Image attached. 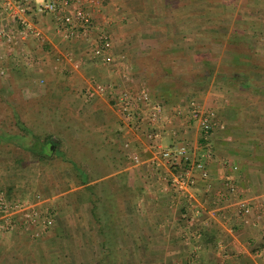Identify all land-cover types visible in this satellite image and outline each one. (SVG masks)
<instances>
[{
  "label": "crops",
  "instance_id": "1",
  "mask_svg": "<svg viewBox=\"0 0 264 264\" xmlns=\"http://www.w3.org/2000/svg\"><path fill=\"white\" fill-rule=\"evenodd\" d=\"M89 11L94 23L112 38L115 56L122 52L128 62L130 85L143 81L140 75H157L152 85L166 89V74L191 73L197 58H205L203 65L217 73L218 78L207 82L198 96L173 102L155 97L169 118L163 116L152 125L163 144L187 143L193 150L206 143L208 174L196 177L186 193L162 192L145 163L132 162L123 146L128 141L131 151L142 157L148 154L142 133L145 123H140L142 128L131 120L128 124L113 108V128L107 131L113 119L97 116L92 133L93 153H104L110 168L104 172L93 164L97 176L87 182L73 184L65 179L72 186L62 191L66 192L61 201L44 197L42 203L53 210L54 218L45 230L2 232L0 264H264L263 256L254 253L264 247V81L242 79L243 71H220L208 61L264 58V0H97ZM26 16L42 29L44 40L28 37L15 43L11 57L19 71L52 81L58 101L71 102L73 91L85 93L91 87L95 97L91 105L112 109L93 87L111 80L118 84V64L85 59L72 67L61 57L59 68L53 70L55 53L70 47L78 54L89 39L62 37L49 13ZM9 18L0 5V22L14 25ZM231 42L243 43L247 53H240L238 47L236 52ZM219 78L227 81L216 83L217 87ZM59 83H67L65 90L59 91ZM192 98L214 112L215 125L205 138L196 122L184 115ZM85 134L79 132L78 137ZM32 176L36 180L37 171ZM227 178L236 184L235 191L227 190ZM88 183L109 190L103 197L94 196L92 203ZM239 200L248 203L246 214L240 212ZM98 202L103 203L102 210H97Z\"/></svg>",
  "mask_w": 264,
  "mask_h": 264
},
{
  "label": "rangeland",
  "instance_id": "2",
  "mask_svg": "<svg viewBox=\"0 0 264 264\" xmlns=\"http://www.w3.org/2000/svg\"><path fill=\"white\" fill-rule=\"evenodd\" d=\"M230 44L234 46L236 52L240 49L243 51L240 53H247V51L243 50L245 49L243 43L236 44L231 42ZM13 54L12 52L5 61L1 62L7 70L0 73V132L20 131L13 121L14 111L32 134L37 135L39 138L48 137L47 139L50 141L49 145H51L53 152L48 156L38 158L30 150L13 144H0V189L5 190L7 195L27 197L30 200L37 199L42 206H47L42 203L44 197L50 199L53 197V201L55 199L61 201L62 196L66 192L62 193V191L72 186L66 183V178L72 179L73 184H79V179L71 169V162L86 173L87 180L97 176L98 171L93 167V164L98 165L99 170L102 168L104 172L110 168L104 153L101 155L93 153L96 141L92 133L97 128L94 120L97 116H106L110 120L113 119L111 123H107V131H109L111 126L113 128L116 114L112 105V109L107 105L106 107L100 105L96 108L91 105L95 98L93 97L92 89L85 93L73 91L71 94L74 97L71 102L63 103L64 100L63 102L62 100L58 101V97L54 96V92L51 91L52 87L56 85H53V82L45 79L44 76H40L42 79L40 80L39 75L20 72L18 69L19 65L15 64L17 61L11 57ZM210 60L215 63L216 66L213 65V67L215 66L217 70L227 69L226 72L230 73L240 70L243 71L239 75L242 79L248 77L247 80L252 82L264 81V58L248 56L236 57L235 59L228 57L224 59L209 58L208 61ZM204 61L205 58H197L196 63L195 61L191 63V73L166 74L165 78L169 79L166 89H160L156 85L155 88L152 85L157 75L152 77L140 75V79L148 87L153 98L158 97V99H161L165 97L166 99H163L165 102H173L178 98L189 95L194 97L199 93L205 92L207 87L205 85L212 78H218L216 76L217 73H212L213 68L211 69L208 64L203 65ZM206 69L210 70V74L205 79L202 78L201 74ZM195 79L196 82L193 81ZM216 80V86L218 85L216 83L227 81L226 78ZM64 84H58L57 88L59 91L65 90L63 89ZM194 84L198 85L196 87L199 89H195ZM161 92L162 97H160ZM63 99L65 98L63 97ZM192 99L195 100V98ZM199 103L202 104L201 102ZM82 131L87 132L84 138L78 137L79 132ZM88 165L91 169H86ZM36 171L37 178L34 180L32 179L34 178L32 174H35ZM99 172L101 173V171ZM76 189L78 187L74 188L73 193H77ZM91 190V198L99 195L103 197L107 194L109 187L100 185V189L94 187ZM93 201L96 202L95 200ZM104 203L105 205L107 204L106 202ZM61 204L60 202L59 206ZM102 206L103 203L98 202L97 210H102ZM104 227L106 226L104 225ZM20 244L24 245L25 243L21 242Z\"/></svg>",
  "mask_w": 264,
  "mask_h": 264
},
{
  "label": "built area",
  "instance_id": "3",
  "mask_svg": "<svg viewBox=\"0 0 264 264\" xmlns=\"http://www.w3.org/2000/svg\"><path fill=\"white\" fill-rule=\"evenodd\" d=\"M97 0H0L10 21L14 25L0 22V59L12 52V47L18 40L32 37L41 42L44 34L41 28L33 25L28 20L27 14L31 12L49 13L55 20L56 27L61 36L70 38H88V46L80 53L75 54L70 47H65L60 53L53 55L52 69L59 68V60L62 57L72 67H76L83 60H99L103 65L118 64L117 73L119 82L112 80L96 84L95 89L103 95L116 109L120 118L130 124V120L140 126L145 123L142 133L147 139L148 154L144 157L129 149V142L124 141L123 146L128 157L134 163L144 162L148 167V174L158 183L164 193H186L188 187L196 177L207 176L206 157L209 147L206 143L196 145L192 150L187 143L160 142L159 133L152 128L153 123L163 116L164 104L151 97L148 87L143 81L130 85L132 74L129 64L122 52L116 56L112 51L113 41L109 33L101 26L96 25L91 17L89 6ZM25 51L19 50L21 56H26ZM7 68L1 64L0 73ZM40 80H42L39 77ZM92 88H86L89 92ZM179 108H175L178 112ZM184 115L196 122L203 138L213 129L214 112L194 99H188ZM229 192L236 190V184L231 179L225 180ZM238 208L246 214L249 205L244 200H239ZM53 214L47 206H42L37 199L7 195L0 189V235L2 232L14 230H31L37 233L45 230L53 222ZM244 221H247L244 218ZM255 254L263 256L264 247L255 249Z\"/></svg>",
  "mask_w": 264,
  "mask_h": 264
},
{
  "label": "trees",
  "instance_id": "4",
  "mask_svg": "<svg viewBox=\"0 0 264 264\" xmlns=\"http://www.w3.org/2000/svg\"><path fill=\"white\" fill-rule=\"evenodd\" d=\"M209 72L202 73V78H208ZM160 97H162V92ZM162 99H166L165 97ZM14 122L20 129V131H13V132H0V144H13L17 147L30 150L31 152L35 153L38 158H42L45 156L50 155L53 152L51 145H49L50 141L47 139L48 137L39 138L37 135H34L30 132V129L23 124L22 119L18 116V114L14 113ZM47 144V146H46ZM71 169L76 174L78 183L87 182L86 173L76 164L71 162ZM90 192H92L91 188H93L92 183H88L85 185ZM91 202L92 198H91ZM91 213L94 211V205H91Z\"/></svg>",
  "mask_w": 264,
  "mask_h": 264
}]
</instances>
